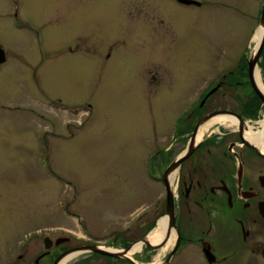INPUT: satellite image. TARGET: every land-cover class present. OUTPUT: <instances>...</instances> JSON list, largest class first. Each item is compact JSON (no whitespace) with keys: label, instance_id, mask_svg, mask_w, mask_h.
<instances>
[{"label":"rangeland","instance_id":"obj_1","mask_svg":"<svg viewBox=\"0 0 264 264\" xmlns=\"http://www.w3.org/2000/svg\"><path fill=\"white\" fill-rule=\"evenodd\" d=\"M193 1L26 0L45 27L47 49L36 56L0 0V45L10 55L0 72V264L28 241L32 254L43 251L45 237L107 247L118 239L112 247L122 250V238H142L164 212L156 178L172 127L254 47L264 5ZM172 249L136 255L150 264ZM192 249L174 264H202Z\"/></svg>","mask_w":264,"mask_h":264},{"label":"flooded vegetation","instance_id":"obj_2","mask_svg":"<svg viewBox=\"0 0 264 264\" xmlns=\"http://www.w3.org/2000/svg\"><path fill=\"white\" fill-rule=\"evenodd\" d=\"M4 14H8L14 32L29 35L36 56L46 52L45 27L26 11V0H8V12ZM255 46H250L244 56L210 80L196 105L193 103L172 127L170 150L160 156L161 176L156 179L163 183L164 171L184 157L190 147L193 151L171 176L179 237L173 234L172 251L163 260L160 258L150 264H174L190 247L201 255L202 264H258L260 259L264 264V47L255 69L251 70L250 59ZM1 51L5 62L0 64V72L10 59L9 52L0 45V60L4 57ZM33 61L35 57L27 62L33 64ZM30 66L36 72L34 65ZM48 105L53 109L61 108L55 101ZM216 117L226 121L203 130ZM202 131L204 135L200 138ZM165 210L149 228L144 227L146 232L141 239L122 238V250L113 248L118 247L116 239L110 246L112 251H130L134 243L149 237ZM47 238H44V250L33 254L32 241L27 240L21 247L23 252L8 264H55L75 248L98 245V241L75 245L70 238H49L51 243L47 248ZM71 243L73 245H65ZM161 249L145 244L142 253L155 255ZM96 254H86L73 264H87L95 257L106 259V264L141 263L138 253L127 255L130 259L94 256ZM146 260L151 261L152 256H147Z\"/></svg>","mask_w":264,"mask_h":264},{"label":"water","instance_id":"obj_3","mask_svg":"<svg viewBox=\"0 0 264 264\" xmlns=\"http://www.w3.org/2000/svg\"><path fill=\"white\" fill-rule=\"evenodd\" d=\"M178 2L185 4V5H199L198 2L193 1V0H178ZM259 29L262 30V37H261V40L257 46L256 53H254L250 59L251 70L255 69L256 62L259 59V57L262 53L263 47H264V5H263L262 13H261L260 18H259L258 30ZM1 52L3 53L4 57H3V59L0 60V64L5 62V54L3 51H1ZM192 151H193V147H190L188 152H186V154L184 155V157H182L177 162L172 163L164 171V173L162 175L161 179H162V181L166 187V210H165V215L162 217V219H165V222H166L165 236H164V239L161 241V243H159L158 245L150 244L148 237L141 240L142 242H144L146 245H149L153 249L163 248L167 244V242L170 240L172 234H175L176 236L179 237V230H178L177 226L175 225V196H174V192H173L172 185H171V176H172L173 171L180 165L182 160L184 158L188 157L192 153ZM45 242H46V246L48 248V243H51V240L49 238H47L45 240ZM132 246L130 247V249L132 248ZM128 251L129 250L112 251V250L103 248V246H101V245L82 246V247L75 248V249L65 253L63 256H61L55 262V264H59L65 257H67L68 255L73 254L75 252H78L81 255L97 253V254H101L104 256H108V257L130 259L127 256ZM172 254H174V253L172 252L169 258L172 257Z\"/></svg>","mask_w":264,"mask_h":264},{"label":"bare ground","instance_id":"obj_4","mask_svg":"<svg viewBox=\"0 0 264 264\" xmlns=\"http://www.w3.org/2000/svg\"><path fill=\"white\" fill-rule=\"evenodd\" d=\"M261 37H262V30L259 29V30H257L256 35L254 37V41H255L256 46L254 48L253 54L257 50V46L261 40ZM224 121H226L225 118H220V117L213 118L211 121H209L205 125L203 130H207V129L215 126V125L221 124ZM203 135H204V132L200 135V138ZM165 232H166V222H165V219H161L158 223V227L156 229H154L148 237L150 244L157 245V244L161 243V241L164 239ZM172 238H173V234H172L170 240L165 245V247L160 250L161 254H163L170 247L171 242H172ZM144 246H145V243L142 241L135 243L127 255L131 257V255L140 252ZM103 248L109 249V250H114L113 248H111V247L109 248L106 246H103ZM80 255L81 254L78 252L70 254L67 257H65L59 264H69L73 259L77 258Z\"/></svg>","mask_w":264,"mask_h":264},{"label":"trees","instance_id":"obj_5","mask_svg":"<svg viewBox=\"0 0 264 264\" xmlns=\"http://www.w3.org/2000/svg\"><path fill=\"white\" fill-rule=\"evenodd\" d=\"M94 256H99L98 254L94 255ZM109 258V257H108Z\"/></svg>","mask_w":264,"mask_h":264}]
</instances>
